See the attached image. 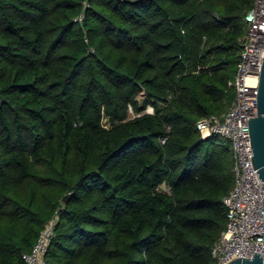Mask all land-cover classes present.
Returning <instances> with one entry per match:
<instances>
[{"label":"trees","instance_id":"trees-1","mask_svg":"<svg viewBox=\"0 0 264 264\" xmlns=\"http://www.w3.org/2000/svg\"><path fill=\"white\" fill-rule=\"evenodd\" d=\"M253 5L0 0V264L52 220L45 264H216L233 147L197 124L236 97Z\"/></svg>","mask_w":264,"mask_h":264},{"label":"built area","instance_id":"built-area-1","mask_svg":"<svg viewBox=\"0 0 264 264\" xmlns=\"http://www.w3.org/2000/svg\"><path fill=\"white\" fill-rule=\"evenodd\" d=\"M244 20L243 49L236 76L231 81L236 97L223 113L204 116L197 124L204 137L221 134L229 138L233 147L235 182L224 198L227 227L212 246L216 264H227L236 255L253 257L256 251L264 257V183L252 158L249 124V116L258 113L264 60V0H254ZM54 232L55 220H52L42 229L32 248L23 254L25 264H45Z\"/></svg>","mask_w":264,"mask_h":264},{"label":"water","instance_id":"water-1","mask_svg":"<svg viewBox=\"0 0 264 264\" xmlns=\"http://www.w3.org/2000/svg\"><path fill=\"white\" fill-rule=\"evenodd\" d=\"M251 141L254 149L252 155L255 167L264 183V60L260 74L258 113L249 116ZM72 193L63 196L64 201H68ZM227 264H264V257L256 251L253 257L236 255L227 261Z\"/></svg>","mask_w":264,"mask_h":264},{"label":"rangeland","instance_id":"rangeland-1","mask_svg":"<svg viewBox=\"0 0 264 264\" xmlns=\"http://www.w3.org/2000/svg\"><path fill=\"white\" fill-rule=\"evenodd\" d=\"M131 109H132V112H131V113H132V114L135 113V112L133 111V108H131ZM145 110H146V111H151V112H152V111L154 110L153 105L149 104ZM104 123H105L106 125H110V122H108L107 119H104Z\"/></svg>","mask_w":264,"mask_h":264},{"label":"crops","instance_id":"crops-1","mask_svg":"<svg viewBox=\"0 0 264 264\" xmlns=\"http://www.w3.org/2000/svg\"><path fill=\"white\" fill-rule=\"evenodd\" d=\"M162 140V139H161Z\"/></svg>","mask_w":264,"mask_h":264}]
</instances>
